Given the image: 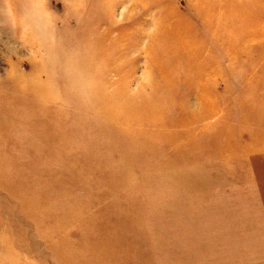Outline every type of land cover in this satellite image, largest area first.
<instances>
[{
  "label": "rangeland",
  "instance_id": "1",
  "mask_svg": "<svg viewBox=\"0 0 264 264\" xmlns=\"http://www.w3.org/2000/svg\"><path fill=\"white\" fill-rule=\"evenodd\" d=\"M261 148L264 0H0V264L263 258Z\"/></svg>",
  "mask_w": 264,
  "mask_h": 264
},
{
  "label": "crops",
  "instance_id": "2",
  "mask_svg": "<svg viewBox=\"0 0 264 264\" xmlns=\"http://www.w3.org/2000/svg\"><path fill=\"white\" fill-rule=\"evenodd\" d=\"M229 164L243 165L244 178L250 179L247 189V191L250 189V202L252 203L250 218L254 224L259 222L262 232H264V148L248 152ZM252 249L264 251V245ZM236 250H240V248ZM242 251H235L236 257H228L227 254H223V264H264V257H253V254L250 257L245 255L241 257Z\"/></svg>",
  "mask_w": 264,
  "mask_h": 264
}]
</instances>
